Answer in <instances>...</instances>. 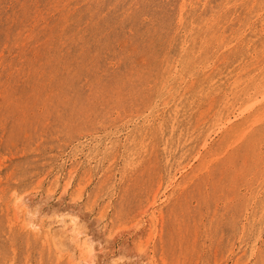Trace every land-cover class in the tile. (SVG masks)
I'll use <instances>...</instances> for the list:
<instances>
[{
  "label": "rangeland",
  "instance_id": "obj_1",
  "mask_svg": "<svg viewBox=\"0 0 264 264\" xmlns=\"http://www.w3.org/2000/svg\"><path fill=\"white\" fill-rule=\"evenodd\" d=\"M0 264H264V0H0Z\"/></svg>",
  "mask_w": 264,
  "mask_h": 264
},
{
  "label": "bare ground",
  "instance_id": "obj_2",
  "mask_svg": "<svg viewBox=\"0 0 264 264\" xmlns=\"http://www.w3.org/2000/svg\"><path fill=\"white\" fill-rule=\"evenodd\" d=\"M62 224L64 227H66V232L70 233L71 242L74 243V245H78V246H80L79 243L81 242L82 245L80 246L79 249L88 251V254H90L92 259L93 257L92 253L94 252L93 242L88 238H82L83 232L81 233L79 226L75 223L74 220L67 221L64 219L62 220ZM29 225H35V224H33V221H30Z\"/></svg>",
  "mask_w": 264,
  "mask_h": 264
}]
</instances>
